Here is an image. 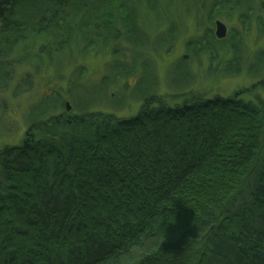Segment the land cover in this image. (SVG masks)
<instances>
[{
	"label": "trees",
	"instance_id": "trees-1",
	"mask_svg": "<svg viewBox=\"0 0 264 264\" xmlns=\"http://www.w3.org/2000/svg\"><path fill=\"white\" fill-rule=\"evenodd\" d=\"M219 18L238 23L221 39ZM188 20L171 105L157 59ZM263 20L264 0H0V89L21 67L15 94L68 75L28 108L26 138L0 146V264H264V47L243 43ZM92 52L111 59L88 80ZM203 58L208 76L259 81L187 94Z\"/></svg>",
	"mask_w": 264,
	"mask_h": 264
},
{
	"label": "rangeland",
	"instance_id": "rangeland-1",
	"mask_svg": "<svg viewBox=\"0 0 264 264\" xmlns=\"http://www.w3.org/2000/svg\"><path fill=\"white\" fill-rule=\"evenodd\" d=\"M228 27V34L231 29L237 26V21H229L227 19L219 18ZM264 21V20H263ZM216 32V23L214 25ZM194 25V21L188 20L186 28L182 31L180 38L175 45L173 52L169 55H162L157 59L158 73L161 78L160 92L167 94L168 103L174 105L183 100V95H175L167 85V70L170 65L181 58L182 56H189L187 52L186 42L194 34L198 33ZM227 34V35H228ZM244 47L247 50V56H251L258 48L264 47V24L260 29L255 21L252 22L251 28L244 38ZM58 61L64 64L67 59L65 55H59ZM189 58V57H188ZM111 54L92 52L88 57L79 61L86 67V79L95 80L99 78L105 71L106 62L110 61ZM208 63L205 58L198 64L195 61L191 62V66L196 73V80L194 84L187 90V94L203 93L207 97L215 96L216 94L231 96L236 91L250 88L252 84L258 83L259 80L249 77L246 73L239 76L232 77H211L206 75L205 70ZM72 69V67H71ZM70 69V70H71ZM68 70V69H67ZM30 71L28 67H21L18 71L17 77L11 83V86L6 90L0 89V116H3V122L7 125L10 131H4L0 136V146L5 144L17 145L20 144L27 136L29 123L26 120V112L28 108L38 100L44 93L49 92L55 87H64L66 79H60L54 75L53 70H45L34 77L32 87L28 90H22L21 93L15 94L14 87L21 80L24 74ZM257 92L263 91L258 89ZM141 106L140 102H132L126 106L122 111L118 112L120 116L135 115ZM157 244V243H152Z\"/></svg>",
	"mask_w": 264,
	"mask_h": 264
},
{
	"label": "water",
	"instance_id": "water-1",
	"mask_svg": "<svg viewBox=\"0 0 264 264\" xmlns=\"http://www.w3.org/2000/svg\"><path fill=\"white\" fill-rule=\"evenodd\" d=\"M228 34V27L225 23H223L222 20L218 19L216 21V35L218 38H225ZM67 107L68 109L70 110L71 109V106H70V103L67 102Z\"/></svg>",
	"mask_w": 264,
	"mask_h": 264
}]
</instances>
